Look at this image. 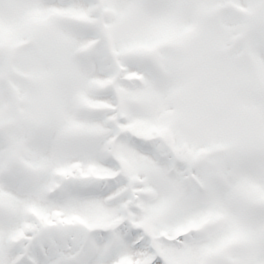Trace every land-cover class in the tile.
Here are the masks:
<instances>
[{
	"label": "snow or ice",
	"instance_id": "6c2138e0",
	"mask_svg": "<svg viewBox=\"0 0 264 264\" xmlns=\"http://www.w3.org/2000/svg\"><path fill=\"white\" fill-rule=\"evenodd\" d=\"M13 65L44 110L0 264H264V0H0Z\"/></svg>",
	"mask_w": 264,
	"mask_h": 264
},
{
	"label": "rangeland",
	"instance_id": "374dc122",
	"mask_svg": "<svg viewBox=\"0 0 264 264\" xmlns=\"http://www.w3.org/2000/svg\"><path fill=\"white\" fill-rule=\"evenodd\" d=\"M227 7L229 5H217L213 9L199 10L197 14L203 18H211ZM231 7L237 8L242 13L250 14L249 9L240 5H231ZM191 27L194 29L195 25ZM27 43V40H17L9 45L5 41V48L19 50ZM170 51L174 52L175 49H170ZM249 62L256 67L258 58L250 56ZM0 82L3 84L2 91H0V147L4 148L6 154L11 153L14 160L23 163L28 145L34 139L32 127H38L42 123L41 113L44 109L36 107L33 100V97L39 94L41 85L32 72L16 65L0 74ZM199 87V83L194 85L189 100L195 97Z\"/></svg>",
	"mask_w": 264,
	"mask_h": 264
}]
</instances>
